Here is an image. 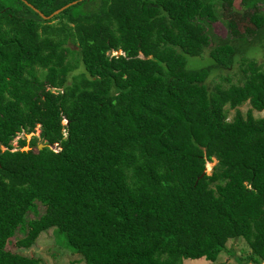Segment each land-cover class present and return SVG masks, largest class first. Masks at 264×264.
<instances>
[{
	"label": "trees",
	"instance_id": "obj_1",
	"mask_svg": "<svg viewBox=\"0 0 264 264\" xmlns=\"http://www.w3.org/2000/svg\"><path fill=\"white\" fill-rule=\"evenodd\" d=\"M10 1L0 264H39L7 242L20 231L14 244L27 248L49 228L85 264L213 261L238 237L250 247L240 262H264V115L252 111L264 109V64L244 57L240 82L225 74L226 86L208 87L235 51L228 38L210 45L213 0H76L53 14L58 24ZM31 1L49 15L72 0ZM220 1L230 38L264 33V0ZM207 47L212 64L189 68L187 55Z\"/></svg>",
	"mask_w": 264,
	"mask_h": 264
},
{
	"label": "rangeland",
	"instance_id": "obj_2",
	"mask_svg": "<svg viewBox=\"0 0 264 264\" xmlns=\"http://www.w3.org/2000/svg\"><path fill=\"white\" fill-rule=\"evenodd\" d=\"M9 1V0H7ZM8 3V2H6ZM11 5V1L9 2ZM18 3V2H16ZM19 4V3H18ZM20 5V4H19ZM214 9L219 17L218 20L212 22V23H205L207 32L211 36V43L210 45H215L220 42H223L222 40L229 39L233 42L235 51L231 56V64L230 67H219V68H212L210 71V74L208 75L206 79V83L208 87H213L216 83L221 82L222 85L226 86L227 82L224 80L221 75L228 74L231 76L233 82H240L241 77H243L242 72V66L244 57H252L255 59L256 63L264 64V33L260 35H256L252 39H242V40H236L229 37V29L227 27V18L223 15V7L220 0H213ZM234 7L242 10L244 8L243 4H240V0H234ZM21 9V6L19 7ZM264 9V5H263ZM17 11V10H16ZM53 15H50L46 19H50L49 23H57L58 19L53 18ZM5 17V16H3ZM2 17V18H3ZM44 18V17H43ZM7 20V19H6ZM6 20L1 19V23H6ZM246 38V37H244ZM241 41L244 42L241 43ZM209 47L205 48L202 55H187V66L189 68H198L201 66H205L207 64H212V59L209 55L208 51ZM120 52L119 50L113 51L112 53ZM227 105H225L226 107ZM250 107V103H248V100L243 102L238 106V108L245 113L246 110ZM234 108H229L227 110V119H231L234 115ZM253 114L255 116H262L264 115V109L262 110H252ZM66 120H63V123ZM38 125L34 132L30 133H23L19 132L18 137H21L25 134L26 138L28 139L31 134H39L38 131ZM16 137L15 139H17ZM13 140V145L17 146L16 140ZM39 141H41L39 139ZM54 149H59L60 146L58 145V142H54L50 145ZM26 145L24 148H27ZM216 159L208 160L206 162L207 172L210 173L212 165ZM22 233L20 231H16L13 236L9 238V241L7 242V246H10L11 248H14L15 250L35 256L39 258V264H85L84 260L82 259L81 255L79 253H73L69 249L63 247L62 244H59L56 242L54 234H53V228H49L46 231L42 232L38 235L35 242L27 247V248H21L14 244L15 240L18 236H21ZM227 249L222 250L217 258L213 261L207 260L204 257H198V258H185L182 262V264H252L251 262L242 263L238 260V258H245V256L250 252V247L247 244V242L241 238H229L226 243ZM259 264H264V262H261Z\"/></svg>",
	"mask_w": 264,
	"mask_h": 264
},
{
	"label": "flooded vegetation",
	"instance_id": "obj_3",
	"mask_svg": "<svg viewBox=\"0 0 264 264\" xmlns=\"http://www.w3.org/2000/svg\"><path fill=\"white\" fill-rule=\"evenodd\" d=\"M7 0H0V7L1 5H3L0 8V11L3 10H9V14H11L10 10L12 9V6L10 5V0L8 1V3H6ZM24 2V4L30 6L34 11H36L37 13H39V11L42 12V10L36 6L35 2H32L31 0H22ZM26 6L25 5H21V9L17 10L20 14H22L23 11H26L23 15H32V11L31 10H26ZM44 13V12H43ZM40 14V13H39ZM41 15V14H40ZM42 16V15H41ZM43 17V16H42Z\"/></svg>",
	"mask_w": 264,
	"mask_h": 264
},
{
	"label": "water",
	"instance_id": "obj_4",
	"mask_svg": "<svg viewBox=\"0 0 264 264\" xmlns=\"http://www.w3.org/2000/svg\"><path fill=\"white\" fill-rule=\"evenodd\" d=\"M74 2H76V0H72V1H70V2H68V3H66L65 5H63V6H61L60 8H58V9H55L52 13H50L49 15H45L43 12H41V11H39V13L43 16V17H49L50 15H53V14H55V13H58L61 9H63L64 7H66V6H68L69 4H72V3H74ZM44 145V143H39L38 144V146L39 147H42ZM204 172H206V173H208L207 172V167H205V169L203 170V173Z\"/></svg>",
	"mask_w": 264,
	"mask_h": 264
},
{
	"label": "clouds",
	"instance_id": "obj_5",
	"mask_svg": "<svg viewBox=\"0 0 264 264\" xmlns=\"http://www.w3.org/2000/svg\"><path fill=\"white\" fill-rule=\"evenodd\" d=\"M113 51H116V50H113ZM113 51H112V52H113ZM116 53H117V52H116ZM113 54H115V53H113ZM63 120H66V119H63ZM65 122H67V120H66Z\"/></svg>",
	"mask_w": 264,
	"mask_h": 264
},
{
	"label": "crops",
	"instance_id": "obj_6",
	"mask_svg": "<svg viewBox=\"0 0 264 264\" xmlns=\"http://www.w3.org/2000/svg\"><path fill=\"white\" fill-rule=\"evenodd\" d=\"M56 14V13H55ZM44 18H47V17H44Z\"/></svg>",
	"mask_w": 264,
	"mask_h": 264
}]
</instances>
